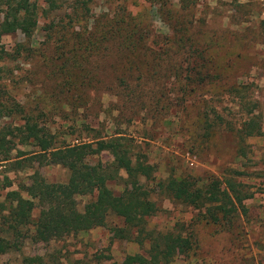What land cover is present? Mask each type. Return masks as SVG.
<instances>
[{"label":"rangeland","instance_id":"1","mask_svg":"<svg viewBox=\"0 0 264 264\" xmlns=\"http://www.w3.org/2000/svg\"><path fill=\"white\" fill-rule=\"evenodd\" d=\"M35 1L37 24L29 39L18 30L0 34V101L18 102L65 143L89 140L93 132L85 126L103 138L118 132L145 154L156 179L216 178L221 187L231 181L247 195L241 200L245 212L237 209L219 224L195 221L201 208L153 193L158 208L146 227L192 224L191 249L166 264H264V0H83L84 8L80 0H54L53 6ZM128 16L136 23L131 36L148 48L136 51L145 62L130 73L120 70L129 60L109 46L81 66L67 64L70 80L82 83L76 90L60 86L67 76L57 75L59 49L84 46ZM166 56L172 69L164 72L154 63ZM122 83L132 87L131 95L118 92ZM248 121L251 133L244 132ZM22 122L20 113L0 115V127ZM13 141L8 160L0 161V180L10 182L0 184V200L27 184L34 170L49 182L66 179L61 165L31 158L35 146ZM99 157L110 159L107 153ZM106 184L114 194L121 190L113 180ZM88 198L75 196L78 210ZM120 226L121 219L109 214L105 225L87 231L47 242L26 238L20 250L0 254V264H23V256H39L44 264H123L126 255L144 254L146 245L112 236Z\"/></svg>","mask_w":264,"mask_h":264},{"label":"trees","instance_id":"2","mask_svg":"<svg viewBox=\"0 0 264 264\" xmlns=\"http://www.w3.org/2000/svg\"><path fill=\"white\" fill-rule=\"evenodd\" d=\"M46 2L53 6L54 0ZM84 3L80 0L79 7L84 8ZM0 13L3 20L0 34L18 30L25 39L31 37L38 16L35 0H0ZM135 24L134 18L129 16L120 21L113 20L110 30L92 37L84 46L81 43L72 44L67 53H61L59 49L57 75L63 71L67 76L60 86L65 90H76L82 83L70 80L67 64L70 67L81 66L82 61L87 58L86 61H89L97 50H107L109 46L116 47L120 57L129 60L120 70L130 73L139 68L138 65L145 59L140 60L138 57L141 55L136 51L138 48H148L139 44L141 39L138 35L131 36ZM180 39L179 35L177 40ZM195 43L192 40L189 44L196 46ZM165 54L162 52V55ZM168 57H157L159 60L154 64L164 72L169 71L172 64ZM178 68L175 67L176 70ZM138 72L142 73L139 69ZM120 82L123 80L120 79ZM120 86L118 92L122 91L123 95L133 93L130 85L122 83ZM8 112L20 113L23 122L13 127H0V161L8 160L9 151L14 145L13 138L16 137L20 144L30 143L36 147L31 158L38 164L61 165L66 171V179L49 182L34 170L27 184L19 183L17 189L5 192L0 200V254L20 250L26 238L34 242H47L103 226L106 217L113 214L121 219L122 226L113 227L112 236L146 245L144 254L126 255L123 264H166L177 255L188 253L193 243V228L188 223L177 224L175 230L148 229L146 220L158 208L151 194H163L177 203L194 209L201 208L202 212L195 216V221L219 224L228 221L237 209L245 212L241 200L247 195L240 194L229 180H225L221 187L220 180L216 178H209L203 183H199L197 177L173 174L156 179L154 167L145 154L139 149L135 150L134 144L118 132L103 138L96 134V129L85 126L86 131L93 132L89 140L65 143L58 141L57 132L38 126L18 102L0 101V115ZM250 124L251 121L245 124L244 132H253ZM255 130L258 132V127ZM102 153H107L110 159L101 161L99 156ZM110 180L121 185L118 194L107 186ZM0 184L5 188L10 182L3 177ZM78 195L89 196L81 210L76 207L75 196ZM36 206L37 214L32 217V210ZM21 259L23 264H44L39 256H23Z\"/></svg>","mask_w":264,"mask_h":264}]
</instances>
